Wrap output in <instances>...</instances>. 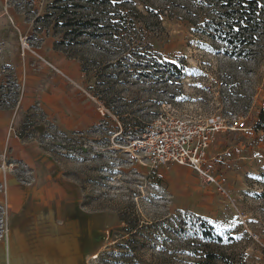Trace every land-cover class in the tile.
Wrapping results in <instances>:
<instances>
[{
  "label": "rangeland",
  "instance_id": "374dc122",
  "mask_svg": "<svg viewBox=\"0 0 264 264\" xmlns=\"http://www.w3.org/2000/svg\"><path fill=\"white\" fill-rule=\"evenodd\" d=\"M221 13L216 0H0V111L87 206L88 264H264V131L255 128L264 105V10L258 40L239 46L246 56L223 40ZM25 37L80 86L66 85L64 117L77 119L69 101L77 91L88 105L71 131L60 122L62 105L39 96L56 73L23 53ZM17 55L49 76L28 85ZM9 75L25 84L18 98ZM212 113L252 128L212 141L204 169L217 182L187 166L153 170L134 144L161 114ZM12 158L0 151V174L12 172Z\"/></svg>",
  "mask_w": 264,
  "mask_h": 264
},
{
  "label": "crops",
  "instance_id": "0c3cea01",
  "mask_svg": "<svg viewBox=\"0 0 264 264\" xmlns=\"http://www.w3.org/2000/svg\"><path fill=\"white\" fill-rule=\"evenodd\" d=\"M57 61L66 70L71 69V62L64 57H58ZM12 62L20 79L28 85L33 79L49 76L47 67L46 70L43 68L38 71L37 68L24 64L19 55ZM71 70L75 76L81 75L74 69ZM45 81L49 91L43 90L39 96L46 102L55 101L62 105L64 110L60 114V122L65 128L63 130L71 131L72 127L85 120L80 113L82 106H88L82 104L84 96L77 91V95L69 100L78 112L74 109L77 119L69 120L64 117L69 114L65 109L68 105L66 99L70 97L69 91V94L66 92L68 83L57 74ZM69 85L80 88L76 79L74 84ZM24 86L21 83L20 89ZM12 120V114L7 109L0 111V151L7 149L11 155L13 153V161L27 162L31 166L33 177L29 184L13 172L0 174V183L3 185L0 203L7 208L9 223L8 238L0 241V264H88L92 252L89 242L94 239L91 220L86 221L82 217V214L89 213L87 206H81L78 199L71 197L74 187L69 186L70 180L63 173L55 174L52 161L41 162L36 159L41 148L23 143L11 125Z\"/></svg>",
  "mask_w": 264,
  "mask_h": 264
},
{
  "label": "built area",
  "instance_id": "2783aa9c",
  "mask_svg": "<svg viewBox=\"0 0 264 264\" xmlns=\"http://www.w3.org/2000/svg\"><path fill=\"white\" fill-rule=\"evenodd\" d=\"M21 49L24 54L29 52L35 55L59 75L65 83L74 84V79L69 74L52 64L37 49L32 48L26 37L21 40ZM16 82L20 92V85L17 80ZM240 124L241 127L238 126ZM243 127V123H233L220 113L205 116L161 114L147 124L142 136L138 137L134 144L137 150L147 156L153 170L170 164H179L202 173L210 182H217L209 170L204 169L207 151L217 134L225 130L252 129ZM59 131L67 136L65 131L60 129ZM6 166L18 174L17 177L23 182L32 183L33 172L27 162L15 161ZM0 186L3 188L2 184ZM8 232V211L6 206L0 203V241L7 240Z\"/></svg>",
  "mask_w": 264,
  "mask_h": 264
},
{
  "label": "trees",
  "instance_id": "16d2710c",
  "mask_svg": "<svg viewBox=\"0 0 264 264\" xmlns=\"http://www.w3.org/2000/svg\"><path fill=\"white\" fill-rule=\"evenodd\" d=\"M96 2L97 0H91ZM218 5L222 9V13L219 15V18L222 19L218 24L220 26V32L224 35L222 36L234 50L238 49L239 53H235L238 56H246L248 52H251L249 49L241 51L239 46H242V43L252 45L258 40V33L260 32L261 22L263 18L264 10V0H216ZM71 6L79 7V3L73 4ZM85 25V23H83ZM250 39V41H247ZM12 74V73H11ZM13 78V84L17 88L16 95L19 97L18 85L16 82L15 76L9 75ZM18 99L14 100V103ZM5 102L1 99L0 96V105L5 106ZM13 107V104H9L8 107ZM255 128L264 131V105L261 107L257 119L255 121ZM23 134V133H22ZM228 264H240L235 261H231Z\"/></svg>",
  "mask_w": 264,
  "mask_h": 264
},
{
  "label": "snow or ice",
  "instance_id": "6c2138e0",
  "mask_svg": "<svg viewBox=\"0 0 264 264\" xmlns=\"http://www.w3.org/2000/svg\"><path fill=\"white\" fill-rule=\"evenodd\" d=\"M118 2V0H112V3H117Z\"/></svg>",
  "mask_w": 264,
  "mask_h": 264
}]
</instances>
